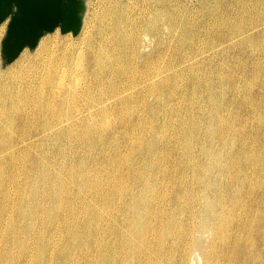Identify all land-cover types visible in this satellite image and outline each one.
<instances>
[{"label": "bare ground", "instance_id": "6f19581e", "mask_svg": "<svg viewBox=\"0 0 264 264\" xmlns=\"http://www.w3.org/2000/svg\"><path fill=\"white\" fill-rule=\"evenodd\" d=\"M111 1L97 0L103 8L84 16L79 43L47 40L33 58L0 70V264H255L264 250V177L248 171H264V134L236 137L255 149L241 145L226 164L216 138L234 143L211 125L233 132L223 118L233 102L203 101L199 84L179 98L176 61H160L163 30L196 27L176 10ZM225 2L202 0L201 9L221 25L213 10ZM259 18L206 44L264 57ZM251 98L244 103L262 124L264 104ZM134 113L161 115L163 124L152 118L145 134L147 121L133 123Z\"/></svg>", "mask_w": 264, "mask_h": 264}, {"label": "rangeland", "instance_id": "374dc122", "mask_svg": "<svg viewBox=\"0 0 264 264\" xmlns=\"http://www.w3.org/2000/svg\"><path fill=\"white\" fill-rule=\"evenodd\" d=\"M128 1L129 0H112L110 3L111 4H119V5L122 4V5L126 6L128 4ZM261 1H262V3H260ZM136 2H139V6H140V8L143 7V10L149 9L152 12L163 13L165 9L166 10L167 9L176 10L175 11L177 13L176 15L180 16V18H183L186 21H189V25H191L190 28L195 26L197 29V31L194 32L196 34L195 36H194V33L192 32V29L186 30V31L177 30V31H173V32L168 31V30H163V35H164L163 38L164 39L162 40V46L160 48V55H161L160 61H165V63H168L169 61H172V58H173V61H176L177 65H175L176 66L175 70L177 72L178 77H176L174 82L177 85V87H178V85H180L179 86L180 89L178 91V97L179 98L182 97L183 99L189 97V96H187L188 95L187 93L191 92L192 88H195V84H197V85L199 84V87L194 91V93L199 96V94H201V91H202V94L199 97L203 101L206 102V100L209 98V95L212 94L216 98V100L219 103L222 102L221 104H223V105L229 104L230 101H231V103L233 102L232 105L229 107L230 111L228 110L227 113L223 112L224 122L229 123L228 127L231 128L233 130V132H231V133L227 132L226 127L220 126L217 123L215 125H211V128L214 131L218 132V134L224 133V131H225V135L228 136V141H230L232 143H234L233 142L234 139L236 137H238L239 135H240V137L246 136L249 140H251V138L253 136H257V135L262 136L264 134V123H262V124L258 123V116L256 114H253L254 111L252 109H250V107L244 103V100H245V98H248L249 96H251L252 97L251 98L252 103L253 102L257 103L256 102V100H257L258 102L261 101V103L264 104V99H262V98H264V96L259 98L261 96V94L263 95V91H264V83H263L264 82V75H263L264 70H261V68L262 69L264 68V64H263L264 63V57L256 55L257 58L254 59V57H251V56H243L242 52H240L237 49L231 50V49L224 47V45L220 46L218 44H216V47L210 48L206 43H211V42H212L211 44H213L214 42L216 43L220 40L221 35H222V37H224L225 35L229 34L230 31L234 27L245 26L247 23H249V20L254 19L255 21H257L260 19L259 17L262 18L263 14H264V0H258V3L255 0H226L225 3L228 5L226 8L224 7L222 10L220 9V11L218 9L213 10L215 12V14L217 15V17L220 18L221 20H223V23L225 22V24L222 23L221 25L214 24L211 21L212 20L211 16L207 15L206 13L203 12V10L201 9L202 0H173V1L172 0H137ZM247 2H248V4H246ZM94 5H96V6L93 7ZM229 5H231V6H229ZM231 7H232V9H231ZM236 7H238V8L236 9ZM241 7H244V8L239 11V9ZM102 8H103V6L101 7L99 5V3L97 2V0H86V13H85L86 14L85 16L87 18L86 20L91 18L92 14H94L96 11L101 10ZM237 11H238V13H237ZM227 15H229V16L227 17ZM233 18H234V20H232ZM229 20L233 21L232 24H226ZM210 21H211V23H209ZM240 21H241V23H240ZM203 26H205V27H203ZM204 29H205V31H204ZM225 29L228 30V31L226 30L227 34L225 32ZM5 30H6V28L4 29V33L0 38V45H1V41H2L4 34H5ZM213 33H216L217 36H212ZM219 33H221V34H219ZM80 35L81 34L78 35L79 37L78 36L73 37L71 34L63 36L60 34L59 31L54 32L52 34H48V35L44 36L40 40L38 46L40 45V43L47 42V40L56 41L57 39H58L57 41L65 39L64 41L67 44L79 43L80 42L79 41ZM208 35H210V36H208ZM66 36H68L69 38ZM168 37H171V39L173 40L172 44H167L166 40L168 39ZM193 37H195V38H193ZM197 37H199V40L201 42H198L197 40H195ZM218 37H219V39H218ZM67 39H68V41H67ZM182 39H184V41H182ZM37 49H38V47L33 51H30L28 49L24 50V52L21 53V55L19 56V58L15 62L12 63L11 65L7 66L5 69L1 68L2 60H1V55H0V70L1 71L10 70V68H13V66H15V64H17L18 62L24 61L27 58L28 59L33 58L37 52ZM226 52H227V54H226ZM224 53H225V55H224ZM220 58L222 61L220 60ZM224 58H225V60H224ZM204 59L207 62L204 61ZM180 60H181V62H180ZM233 60H234V62H233ZM183 61H196V63L195 64H185ZM208 61H210V63ZM216 62L218 64V66H217ZM262 64H263V66H262ZM215 65H216V67H215ZM239 65H240V68L238 67ZM245 65H247V66H245ZM225 66H227L226 67L227 69L225 68ZM253 66H255V67H253ZM251 68H253L254 70ZM221 69L224 71H222ZM232 69L234 71H232ZM205 70H207V71H205ZM238 71L240 74H237ZM260 71H261V73H260ZM252 72H254V73H252ZM241 73H243V74H241ZM211 74H212V76H211ZM251 74H252V76H251ZM234 75H235V77H234ZM181 76H182V78H181ZM203 76L207 77V79L204 78ZM257 83H259V84H257ZM230 84L237 85L238 90L235 91L234 88H232V85H230ZM255 86H257V88L260 90L256 89ZM208 89H210V90H208ZM214 89H216V90H214ZM261 89H262V91H261ZM215 91H216V93H215ZM209 92H211V93H209ZM244 93H245V95H244ZM233 99H234V101H233ZM239 101H241V102H239ZM241 103H243V104H241ZM232 106H233V109H232ZM209 110H211V109H209ZM209 110H208V112H209ZM231 110H233L234 114H232ZM237 111L239 112V114ZM179 112H181L182 118L186 117V110L184 111L183 109H180ZM136 115H137V117H136ZM136 115H135V113L132 114V120L134 121L133 123L143 124V122L147 121V123L144 125L147 129V130L145 129L147 131V132L145 131V134H147L148 128L150 127V123L152 121V118H154V117H150V120L148 121V117H149L148 113H144V114L142 113L139 116H138V114H136ZM197 115L199 116V119L204 118V116L201 114H197ZM208 117L210 119H212L211 116H208ZM249 118H250V120H249ZM135 119H137V120H135ZM231 119H233V120H231ZM241 120L242 121H248L249 120V122H247L246 124H242ZM153 123H154V125H159V124L162 125L163 124V117L161 115L155 117ZM126 128L128 129V131H130V126H128ZM258 128H259V130H258ZM241 132H242V134H241ZM235 133H238V134H235ZM230 142H228V143L230 144ZM217 144L219 147L217 146ZM215 145H216V151L219 152V154H221L222 156L225 155L224 160L228 161V162H226V164L230 163L229 165H231V163H233V161L235 159H237L236 158V151H238V149L241 147V145H243L245 147L252 146L249 142L244 143V144H238L237 142H235L234 145L230 144V146L227 145V147H225L223 144H221V142H219V140L217 138H216ZM252 147L255 149L254 146H252ZM257 147L259 148L260 146H257ZM259 149L261 150V148H259ZM240 151L243 153L242 150H240ZM262 153H264V152H262ZM263 160H264V157H263ZM263 164H264V162H263ZM256 172H258V173H256ZM248 173H251V174L253 173L254 178H257L259 173L264 177V171L260 170V168L255 171L251 167L249 169ZM261 193L262 192L260 190H258L257 196L260 195ZM258 255L259 256L256 255V259H255L256 263L255 264H259V262H260V264H264V250H262L261 253H259ZM195 264H197V262H195Z\"/></svg>", "mask_w": 264, "mask_h": 264}, {"label": "water", "instance_id": "95a60500", "mask_svg": "<svg viewBox=\"0 0 264 264\" xmlns=\"http://www.w3.org/2000/svg\"><path fill=\"white\" fill-rule=\"evenodd\" d=\"M86 13V0H0V26L7 23L0 45L1 68L21 53L33 51L40 40L54 33L77 37Z\"/></svg>", "mask_w": 264, "mask_h": 264}]
</instances>
